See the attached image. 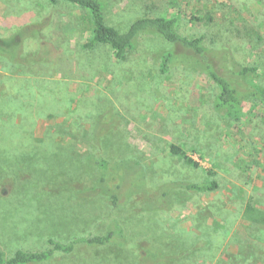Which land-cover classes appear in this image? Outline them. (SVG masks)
Here are the masks:
<instances>
[{
  "label": "rangeland",
  "instance_id": "rangeland-1",
  "mask_svg": "<svg viewBox=\"0 0 264 264\" xmlns=\"http://www.w3.org/2000/svg\"><path fill=\"white\" fill-rule=\"evenodd\" d=\"M105 2L107 23L120 30L138 16L177 17L181 33H205L208 46L229 49L240 62L259 65L251 80L264 92V0ZM201 3L205 9H220H214L219 14L214 22L189 21L205 13ZM246 5L251 9L243 13L248 22L237 18L238 25H232L227 11ZM85 14L89 18L86 9L66 2L0 0V39L29 26L42 27L46 17L68 21L74 28L54 32L48 25L24 41L29 53L44 38H52L65 51L60 64L14 66L0 59V79L18 76L29 87L35 77L59 79L65 82L54 83L66 86L69 98L28 130L27 144L0 147V252L45 249L50 237L69 243L105 232L117 221L126 233L125 245L78 242L72 253L57 252L40 264H264V226L244 215L249 202L264 211V97L248 99L239 121L214 111L217 87L206 75L187 68L161 72L159 53L170 45L156 35L144 36L133 52L139 68L127 65L114 71L112 64H104L108 60L95 63L88 57L92 52L73 48L75 38L91 34L90 22L81 18ZM242 31H252L250 43ZM86 63L106 66L90 69ZM2 86L0 80V90ZM98 113L119 120L96 144L90 126ZM172 143L200 166L172 155ZM88 152L113 164L139 161L145 183L139 170L132 173L123 164L127 170L118 175L124 197L120 207L104 193H88L100 178L99 169L85 160ZM209 170L220 183L217 190L172 189L173 204L158 209L161 186L203 181ZM75 187L84 191L79 195Z\"/></svg>",
  "mask_w": 264,
  "mask_h": 264
},
{
  "label": "trees",
  "instance_id": "trees-1",
  "mask_svg": "<svg viewBox=\"0 0 264 264\" xmlns=\"http://www.w3.org/2000/svg\"><path fill=\"white\" fill-rule=\"evenodd\" d=\"M47 2L50 5H58L61 2L75 4L90 13L89 18L86 14L81 15V18L90 22L91 34L89 37L75 38L73 48L75 51L92 52L88 57L94 58L95 63L102 62L103 64L105 60H108L104 64L107 66L112 64L114 71H118L121 67L127 65H131L134 69L135 67L139 68V62H136L134 53L139 49L144 36L156 35L170 45L169 48L159 53L158 63L161 72L167 73L173 68H187L206 75L217 87L212 99L214 111L239 121L244 114L248 99L264 97V92L257 89L251 80L259 74V65L240 62L229 49L208 46L205 33L194 35L181 33L179 20L175 16L165 14L138 16L130 22L125 30H120L113 25H109L106 21L105 0H47ZM202 6L205 5L201 3L200 7ZM19 7L21 8V6ZM215 8L214 5L208 6V9L203 8L204 14L201 16L192 15L189 17V21L193 24H200L205 20L214 22L219 17L217 11L220 10L217 8V11H215ZM245 10L251 11L249 5L240 6L236 9L231 8L227 11L231 17V20L228 21L234 26L238 25L236 23L237 18L248 22L243 14L247 12ZM197 11L202 12L200 8ZM249 16L253 19L254 13H250ZM250 18L248 19L251 20ZM48 25L52 26L54 32L74 29L68 21H62L61 19L53 21L51 17H46L42 27L29 26L13 35L0 39V59L14 66L62 63L65 60L64 48L57 45L50 37L44 38L40 43V47L35 51L29 53L24 51L23 45L26 38H34L38 34H42V31ZM242 34L246 35L249 43L252 41V31L246 33L242 31ZM89 64L86 63L90 69H94V66H106L97 64L91 66L92 64ZM1 77L0 80L3 86L0 90V147L19 146L21 143L27 144L30 138L28 130L33 129L36 122L43 118L45 112L55 110L62 102L69 100L66 95V86L63 84L59 86L54 83V80L65 81L35 77L32 79L33 86L29 87L26 84L27 81L21 77L6 74ZM118 120V116L108 117L106 113L96 114L90 126L93 141L96 144L100 143L102 137L117 127ZM100 124L102 126L99 128ZM18 151L20 149L16 150V152ZM170 152L172 155L184 157L189 165L200 166V163L189 157L185 149L179 144L172 143ZM85 160L88 164L96 166L100 171L97 185L91 190L89 189L88 193H104L110 196L115 207H120L122 198H124L121 194L122 181L118 178L123 169L127 170L123 164H127V167L132 169V173L139 170L145 183V172L139 161L124 159L113 164L102 156H96L93 152H88L85 155ZM208 174L210 177L203 181L178 180L161 186L158 190V196L161 200L158 209L173 204L170 197L172 189L181 188L192 193H206L217 190L220 183L212 177L215 173L209 170ZM12 176H19V174ZM146 189L152 191V188L148 186ZM74 190L79 195L81 191H84L81 187H75ZM244 215L252 223L264 226V211L251 202L247 203ZM123 230L121 224L113 221L111 227L105 232L91 233L69 243L50 237L47 240L49 247L45 249L25 250L18 248L12 255L0 252V264L44 263L51 260L57 252L72 253L78 242H84L89 246L125 245L127 236Z\"/></svg>",
  "mask_w": 264,
  "mask_h": 264
}]
</instances>
